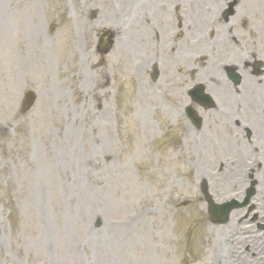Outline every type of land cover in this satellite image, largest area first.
Instances as JSON below:
<instances>
[{
	"label": "rangeland",
	"instance_id": "obj_1",
	"mask_svg": "<svg viewBox=\"0 0 264 264\" xmlns=\"http://www.w3.org/2000/svg\"><path fill=\"white\" fill-rule=\"evenodd\" d=\"M155 1L151 8L149 0H0V264H264V140L256 152L249 143H220L216 131L236 135L220 115L219 131L190 141L175 107L192 79L181 81L188 69L174 61L186 45L216 48L224 31L228 48L247 40L264 61V29L249 19L238 35L226 30L240 25L249 0ZM154 13L166 17L163 31L147 24ZM182 21L191 33L178 29ZM106 32L115 46L100 69ZM32 33L39 55L23 65ZM245 78L240 91L252 103L264 86ZM30 92L36 101L23 113ZM235 94L229 101L237 106ZM252 173L258 191L250 205L211 224L203 182L222 204L244 199Z\"/></svg>",
	"mask_w": 264,
	"mask_h": 264
},
{
	"label": "bare ground",
	"instance_id": "obj_2",
	"mask_svg": "<svg viewBox=\"0 0 264 264\" xmlns=\"http://www.w3.org/2000/svg\"><path fill=\"white\" fill-rule=\"evenodd\" d=\"M212 1H214V0H212ZM261 4H262V0H249V4L245 8H242L241 9L242 11L240 13H238V16L236 18V22L237 23H241V22H244V21H249V19H250L253 28L254 29H256V28L260 29L259 30V33H260L264 29V7L262 8ZM256 15H258V16H256ZM255 19L260 20V22L262 24L261 25H256L255 24ZM253 32H256V31L254 30ZM224 35H225V32H222L221 36H224ZM132 50H134V49L132 48ZM35 52H36V50L33 53L35 54ZM41 55L45 56V57L48 56L45 52L41 53ZM35 62H36V60H35ZM262 99L264 100L263 97H262ZM262 106H263V104H260V107H262ZM260 124L264 127V122H261ZM257 129H258L259 132L264 130V128H258V127H257ZM262 186L263 187L260 190L259 195L262 194V190L264 191V182H263ZM219 239L222 240V238H219ZM99 246L102 249L110 248V243L104 242L103 244H99ZM106 263L107 264H112L113 262L108 260V261H106Z\"/></svg>",
	"mask_w": 264,
	"mask_h": 264
},
{
	"label": "water",
	"instance_id": "obj_3",
	"mask_svg": "<svg viewBox=\"0 0 264 264\" xmlns=\"http://www.w3.org/2000/svg\"><path fill=\"white\" fill-rule=\"evenodd\" d=\"M107 44L105 45V49H107ZM209 100V99H208ZM234 206H217L213 204L212 202L210 203V213L213 215L212 217L214 220L223 222L226 221V213H224L226 210H231L233 209Z\"/></svg>",
	"mask_w": 264,
	"mask_h": 264
}]
</instances>
